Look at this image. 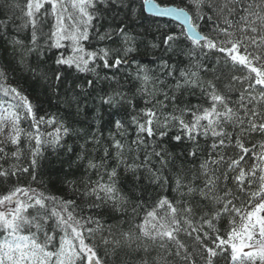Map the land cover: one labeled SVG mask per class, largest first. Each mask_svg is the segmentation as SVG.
Returning a JSON list of instances; mask_svg holds the SVG:
<instances>
[{"label": "snow or ice", "instance_id": "obj_1", "mask_svg": "<svg viewBox=\"0 0 264 264\" xmlns=\"http://www.w3.org/2000/svg\"><path fill=\"white\" fill-rule=\"evenodd\" d=\"M0 264H264V0H0Z\"/></svg>", "mask_w": 264, "mask_h": 264}, {"label": "trees", "instance_id": "obj_2", "mask_svg": "<svg viewBox=\"0 0 264 264\" xmlns=\"http://www.w3.org/2000/svg\"><path fill=\"white\" fill-rule=\"evenodd\" d=\"M164 2H169V0H164ZM21 3H23V0H21ZM175 3H180V0H175ZM166 21H170L171 22V25H172V28L174 30H179V24L170 20V19H166L164 18ZM16 82V81H14ZM19 83L21 85H23L25 88H27V84L25 83L24 80H19ZM31 98L34 100V101H37V102H40L42 104V107L47 109L48 108V104L46 102H44V97L41 95V96H37V94L35 92H31ZM196 101L193 99V103H195ZM52 111H55V109H52ZM26 126V125H25ZM71 143V141H69ZM49 161H50V164H49ZM45 166L47 168H50L51 171H52V177H53V180H55L56 178V174H57V170L59 169L60 165H59V162L57 161L56 157L54 155H50L48 157V161H45ZM59 187V185L55 186V187H52L50 190L53 192V193H56V188Z\"/></svg>", "mask_w": 264, "mask_h": 264}, {"label": "water", "instance_id": "obj_3", "mask_svg": "<svg viewBox=\"0 0 264 264\" xmlns=\"http://www.w3.org/2000/svg\"><path fill=\"white\" fill-rule=\"evenodd\" d=\"M167 19H170V20H172V21H175L174 19H172V18H167ZM175 22H177L178 24H179V22L178 21H175Z\"/></svg>", "mask_w": 264, "mask_h": 264}]
</instances>
